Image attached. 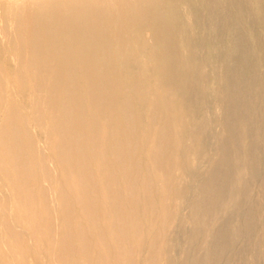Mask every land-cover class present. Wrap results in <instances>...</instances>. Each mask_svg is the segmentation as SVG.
Returning a JSON list of instances; mask_svg holds the SVG:
<instances>
[{"label":"bare ground","instance_id":"obj_1","mask_svg":"<svg viewBox=\"0 0 264 264\" xmlns=\"http://www.w3.org/2000/svg\"><path fill=\"white\" fill-rule=\"evenodd\" d=\"M199 3L216 37L244 10L239 0H0V264H200L189 250L233 246L232 234L213 242L225 215L253 200L241 192L258 168L243 161L234 187L209 170L227 128L212 116L199 41L173 17ZM145 47L155 49L146 64ZM199 114L187 145L179 127Z\"/></svg>","mask_w":264,"mask_h":264},{"label":"rangeland","instance_id":"obj_2","mask_svg":"<svg viewBox=\"0 0 264 264\" xmlns=\"http://www.w3.org/2000/svg\"><path fill=\"white\" fill-rule=\"evenodd\" d=\"M239 1L244 10L229 12L230 23L224 22L219 37H216L215 32L202 21L204 14L200 3L194 8L195 13L193 8L184 10L179 7L177 13L173 15L176 24L182 26L191 40L195 44L199 41L196 44L198 46L196 60L207 80V94L214 100L212 116L220 115L227 128V132H221L219 135L221 150L209 170L213 172L217 182H221L227 176L228 184H233L234 187L243 161L252 159L256 163V165L253 163V166L255 169L258 168L255 170L257 171L253 177L255 182L252 181L255 184H251V190L248 192L244 188L241 192L245 199L252 191L250 195L254 196L253 200L248 196L250 200H245L240 214L228 212L225 215L219 227V232H224L222 234L225 237L221 234V241L213 242L215 245L219 242L218 244L221 243L223 246L227 242L226 237L232 234L233 246L223 250L216 246L211 256H207L206 250L201 247L189 250L187 254L199 259L200 264H208L215 259L218 261L216 264H264V99L261 100L264 98V14H262L264 0ZM166 15L171 17L169 4ZM142 37L148 39L149 33L145 31ZM214 38L221 40L216 50L213 45ZM201 46L206 47L203 56H199L198 52ZM183 48L184 44H181V52L185 53ZM153 51L155 49L152 47L136 49L139 60L145 64L151 62L150 54ZM112 57L116 63H123L118 51L113 50ZM150 80L151 84L159 82L154 78ZM201 119L200 114L196 115L190 118L188 125L179 127L180 132L184 133V129L186 130L185 144L193 146L196 143L197 126ZM205 126L207 135H210L212 127ZM187 132L194 138L188 137ZM245 136L249 139L245 140ZM138 142L143 143L142 137H139ZM226 147L231 149V152L226 153ZM158 149L160 150V147L157 151ZM256 191L257 194H253ZM8 195L11 201H15V194L12 191L8 192ZM215 220L216 216L211 215L206 216L203 222L206 224ZM0 234L4 238L2 232Z\"/></svg>","mask_w":264,"mask_h":264}]
</instances>
